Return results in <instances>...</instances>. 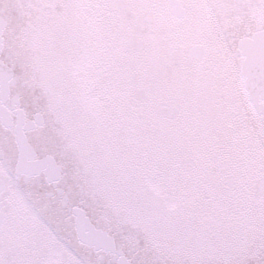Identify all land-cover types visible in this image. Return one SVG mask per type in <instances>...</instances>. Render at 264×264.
Returning a JSON list of instances; mask_svg holds the SVG:
<instances>
[{"label": "snow or ice", "instance_id": "obj_1", "mask_svg": "<svg viewBox=\"0 0 264 264\" xmlns=\"http://www.w3.org/2000/svg\"><path fill=\"white\" fill-rule=\"evenodd\" d=\"M0 264H264V0H0Z\"/></svg>", "mask_w": 264, "mask_h": 264}]
</instances>
